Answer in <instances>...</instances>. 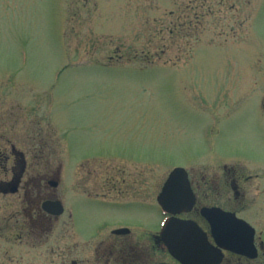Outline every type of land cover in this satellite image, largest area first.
Segmentation results:
<instances>
[{
	"label": "rangeland",
	"instance_id": "rangeland-1",
	"mask_svg": "<svg viewBox=\"0 0 264 264\" xmlns=\"http://www.w3.org/2000/svg\"><path fill=\"white\" fill-rule=\"evenodd\" d=\"M262 100L264 0H0V134L5 124L26 156L52 155L61 202L82 162L93 184L101 169L129 170L135 199L150 198L149 209L75 200L81 238L159 230L175 168L261 161Z\"/></svg>",
	"mask_w": 264,
	"mask_h": 264
},
{
	"label": "flooded vegetation",
	"instance_id": "flooded-vegetation-1",
	"mask_svg": "<svg viewBox=\"0 0 264 264\" xmlns=\"http://www.w3.org/2000/svg\"><path fill=\"white\" fill-rule=\"evenodd\" d=\"M4 125L0 134V264H181L169 254L160 235L162 223L171 214L162 210L157 198L163 217L157 231L117 225L93 240L73 233L75 200L111 209H149L150 198L135 199L129 170L101 169V177L93 184L90 166L86 172L78 171L85 166L82 162L65 178L61 202L56 194L60 175L52 155L38 150L26 156L8 138L13 129ZM209 160L207 168L196 169L191 176L186 172L192 203L186 206L187 196L179 194L175 215L196 229L195 264H264V156L261 161L215 156ZM52 203L61 205L59 215ZM61 217L64 232L57 239L56 222Z\"/></svg>",
	"mask_w": 264,
	"mask_h": 264
},
{
	"label": "water",
	"instance_id": "water-1",
	"mask_svg": "<svg viewBox=\"0 0 264 264\" xmlns=\"http://www.w3.org/2000/svg\"><path fill=\"white\" fill-rule=\"evenodd\" d=\"M187 196L186 206L192 203L191 191L187 181V173L182 168L172 170L165 181L157 202L161 208L171 214L163 223L160 235L164 237L169 254L181 264H195V239L194 225L189 221H182L175 217L178 213L179 194ZM55 208L56 214L62 212L59 203L51 204Z\"/></svg>",
	"mask_w": 264,
	"mask_h": 264
}]
</instances>
